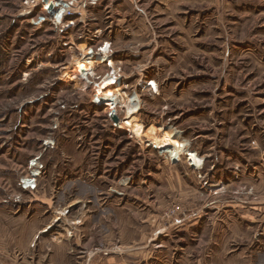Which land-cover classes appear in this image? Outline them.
Here are the masks:
<instances>
[{
    "label": "rangeland",
    "instance_id": "374dc122",
    "mask_svg": "<svg viewBox=\"0 0 264 264\" xmlns=\"http://www.w3.org/2000/svg\"><path fill=\"white\" fill-rule=\"evenodd\" d=\"M49 1L0 0V264H264V0ZM107 43L139 137L77 71Z\"/></svg>",
    "mask_w": 264,
    "mask_h": 264
},
{
    "label": "bare ground",
    "instance_id": "6f19581e",
    "mask_svg": "<svg viewBox=\"0 0 264 264\" xmlns=\"http://www.w3.org/2000/svg\"><path fill=\"white\" fill-rule=\"evenodd\" d=\"M63 10L64 8L58 10L59 20L61 19V14ZM85 47H83L82 45L83 49H86ZM85 57H88L89 60L88 58ZM110 59L111 56H110L108 43L106 44V47H104L103 50L99 51L98 53L95 52L94 50H87L86 53L84 54L83 59H80L77 62V71L78 73H80L81 77H83L86 80L87 83H91L90 76H93L95 74L93 71L94 65L101 64L102 62L110 61V65H108V67H110L114 71H112V73L111 71H109L108 72L109 76L107 75L108 77H106L102 81V83L101 82L99 83V89L97 90L99 94L97 96L95 94V98L98 104H100L99 102L101 101H106V102L110 101L108 103L110 105V109H111L110 113L112 115L113 112L118 114L117 109L120 100L117 99L118 97L117 93L120 92V90H122L121 87L123 82L120 81L116 73H113L117 70L115 66H113L112 68L111 64L114 65V62L112 61V59L111 60ZM81 60H84L85 62H82ZM152 84L155 85V82H153ZM136 96L137 95H129L128 102L126 103L128 115H130L131 117L137 115L140 109V102L139 103L136 102L137 99L139 100V98H137ZM134 119H131L127 122L123 120L120 121L118 126H116L117 129H124L125 127H127L129 133L131 132V134H136L138 137L141 136V134L145 130L144 126L141 123L136 122ZM151 131L153 132L154 129H151ZM149 142L151 145H155L157 148L166 151L174 159L178 158L180 154H182V152H187L189 153L190 161L196 164L195 166L200 167L202 165L203 159L198 157L196 153H192L190 149L186 148L188 145V141L183 138L182 133L177 129L174 128L167 129L165 130V133L163 134L162 137L155 136L154 139L149 140Z\"/></svg>",
    "mask_w": 264,
    "mask_h": 264
},
{
    "label": "built area",
    "instance_id": "2783aa9c",
    "mask_svg": "<svg viewBox=\"0 0 264 264\" xmlns=\"http://www.w3.org/2000/svg\"><path fill=\"white\" fill-rule=\"evenodd\" d=\"M62 8H64V10L62 11L61 19L59 20L58 10ZM43 10H44V15H45L43 17V20L47 22H52L53 24H55L56 28H60L61 30L62 29L65 30L67 28L65 27V22H68L69 20H71L70 18L74 17L78 13V11L74 8V6L68 0L67 1L66 0L65 1L64 0H56V1L51 0L46 3V6L43 8ZM49 14H51L54 17H51V15ZM102 50L103 48H101L100 51ZM110 56H111L112 61H114L111 52H110ZM107 63L110 65V61H107ZM121 77L122 76L119 77L120 81H121Z\"/></svg>",
    "mask_w": 264,
    "mask_h": 264
},
{
    "label": "water",
    "instance_id": "95a60500",
    "mask_svg": "<svg viewBox=\"0 0 264 264\" xmlns=\"http://www.w3.org/2000/svg\"><path fill=\"white\" fill-rule=\"evenodd\" d=\"M111 117H112V120H113L114 124H115L116 126H118V124H119V117L116 115V113L113 112V114H112Z\"/></svg>",
    "mask_w": 264,
    "mask_h": 264
}]
</instances>
